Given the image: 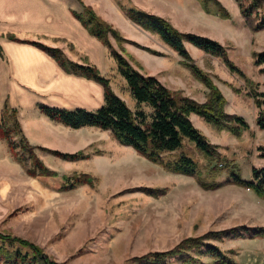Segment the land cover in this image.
Returning a JSON list of instances; mask_svg holds the SVG:
<instances>
[{
    "label": "rangeland",
    "instance_id": "obj_1",
    "mask_svg": "<svg viewBox=\"0 0 264 264\" xmlns=\"http://www.w3.org/2000/svg\"><path fill=\"white\" fill-rule=\"evenodd\" d=\"M113 1L117 7L110 8V12L120 9L128 14V7L133 4L132 0ZM213 6L208 3L209 8ZM233 8L230 5V9ZM165 12L168 16L164 18L179 31L219 40L252 84L232 72L222 57L200 48L197 50L192 43L186 42L192 57L188 60L158 34L141 25L144 31L132 39L119 28L129 42L120 44L111 38L113 45L142 73L156 76L169 88L183 90L199 102L208 99L210 90L185 63L190 62L204 70L226 96L227 113L244 117L249 128L238 137L216 129L199 116L193 122L211 143L219 146V152L226 158L224 162L239 168L245 179H251L253 167H264L259 150L264 146V129L257 125L264 105L258 107L250 94L253 88L264 92V72L261 71L264 65L255 64V54L264 52V30H252L242 15L246 27L256 33L252 37L248 31L234 28L240 25L238 22L231 27V23L224 22L228 18L207 12L200 0H168ZM232 15L236 19L235 13ZM258 17H264V4ZM107 78L111 79L114 91L134 111L141 107L151 112L146 104L139 106L118 69L110 70ZM2 118L10 125L14 124L10 112ZM37 131L30 134L32 138ZM13 135L15 142L35 146V153L57 175L31 176L28 173L32 162L30 154L18 148L16 152L25 159L18 162L8 143L10 157L20 166L10 173L9 193L5 197L9 210L0 213V230L39 244L57 261L64 264H150L136 259L153 252L172 250L190 237L246 227V231H237L243 234L241 236L205 241L220 247L236 264H264V238L255 236L258 230L264 229V199L252 190L232 183L229 169L221 168L219 159L206 156L194 142L186 140L177 153L192 156L200 165L202 179L218 182L221 186L205 189L194 176L167 171L132 147L119 143L110 131L100 129V142L36 144L29 142L22 133ZM40 147L68 153L83 151L88 158L65 160ZM217 166L221 169L214 170ZM83 173L93 177V184L75 188L66 185L65 176ZM146 188L163 192L152 195ZM191 253L196 255L194 251ZM201 258L212 261L208 256ZM169 260L181 263L178 255Z\"/></svg>",
    "mask_w": 264,
    "mask_h": 264
},
{
    "label": "trees",
    "instance_id": "obj_2",
    "mask_svg": "<svg viewBox=\"0 0 264 264\" xmlns=\"http://www.w3.org/2000/svg\"><path fill=\"white\" fill-rule=\"evenodd\" d=\"M200 1L207 12L229 18V11L219 0ZM209 2L214 4L213 8L208 7ZM236 2L239 3L241 13L246 18L250 28L254 31L264 30V17H258L259 9L262 8L264 0H236ZM74 14L92 35L100 39L111 50L118 62L119 72L127 80L134 97L139 102V106L146 104L151 108V112L148 113L141 107L134 111L114 91L111 80L104 76L96 66L88 62L80 64L72 61L66 57L60 48L34 42L54 57L66 71L98 81L105 89V103L97 110L66 109L40 104L39 107L45 115L73 129L96 127L103 131H110L119 143L132 147L139 154L161 165L167 171L194 176L205 189H215L221 186L218 182H206L202 179L200 165L192 156L177 153L183 148L184 142L189 140L194 142L196 147L206 156L211 159H219L221 161L220 167L229 169L232 183L248 188L264 199V167H253L252 178L245 179L239 168L224 162L226 158L219 152V146L211 143L206 134L196 127L191 119L192 114H197L216 129L229 131L238 137L249 128L244 117L227 113L228 100L226 96L204 70L190 62L185 63L194 76L210 90L208 99L205 102H199L186 95L183 90H173L156 76L146 75L138 70L129 58L113 45L111 38L120 44L129 42V40L124 37L120 30L103 19L92 6L85 5L82 13L74 12ZM254 14L257 16L253 17ZM128 15L135 23L158 34L166 44L186 59L192 60L186 46V42H190L208 53L222 57L232 72L240 74L247 79L249 84H252L245 72L229 57L227 47L220 42L195 33H183L168 19L143 10L129 8ZM10 37L16 39L14 35H10ZM255 64L264 65V52L255 54ZM261 71L264 72V68ZM250 94L254 97L258 107L264 105V92L253 88ZM8 112L14 118V124L10 125L4 118L0 124V137L9 143L11 150L15 152L16 160L18 162L25 160L24 156L16 152L18 148H21L24 152H28L32 159L31 165L28 167V173L31 176H56L57 173L49 169L35 153V146L28 143L23 146L13 140V134H23V130L18 111L10 109L6 105L4 114L6 115ZM257 125L264 129V110L260 112L257 118ZM40 148L65 160L77 161L88 158V155L83 151L68 153L44 147ZM259 150L261 151L260 156L264 158V146L259 147ZM220 167L217 166L214 170H220ZM64 178L66 185H69L70 188L82 184H93V177L88 173L65 176ZM146 190L152 195L163 192L160 189L146 188ZM239 230L246 231L248 228L212 232L203 237H190L172 250L153 252L136 260L146 261L150 264H175L169 260V257L178 255L181 260L180 264H236L220 247L207 243L205 240H222L243 235L241 232H237ZM255 236L264 238V229L258 230ZM192 251L196 255H193ZM185 254L187 256H184ZM202 256H208L212 258V261L206 262L201 258ZM0 264L64 263L54 259L39 244L0 230Z\"/></svg>",
    "mask_w": 264,
    "mask_h": 264
},
{
    "label": "crops",
    "instance_id": "obj_3",
    "mask_svg": "<svg viewBox=\"0 0 264 264\" xmlns=\"http://www.w3.org/2000/svg\"><path fill=\"white\" fill-rule=\"evenodd\" d=\"M132 3L128 8L168 16L165 12L168 0H132ZM221 3L230 13L224 22L234 27L236 21L240 25L234 28L251 33L242 19L240 6L234 0ZM85 5L92 6L103 19L127 32L128 39L144 31L126 12L120 9L110 12V8L117 7L113 0H0V124L6 105L17 110L29 142H100L99 128L67 127L45 115L39 107L44 104L94 111L105 103V89L100 82L66 71L54 57L34 44L40 42L60 48L70 60L80 64L88 62L106 77L110 70H119L111 50L74 14L82 13ZM230 5L234 8L230 9ZM255 35L252 32L250 36ZM198 116L192 114V120L199 119ZM33 130L38 131L32 138ZM19 166L9 155L8 142L0 137V213L9 210L5 197L9 193L10 173Z\"/></svg>",
    "mask_w": 264,
    "mask_h": 264
}]
</instances>
